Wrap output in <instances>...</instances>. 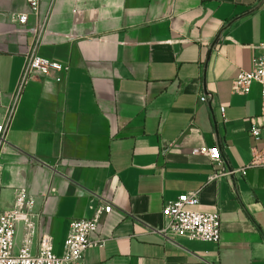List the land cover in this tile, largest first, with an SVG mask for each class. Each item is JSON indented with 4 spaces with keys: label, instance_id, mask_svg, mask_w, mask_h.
I'll list each match as a JSON object with an SVG mask.
<instances>
[{
    "label": "crops",
    "instance_id": "1",
    "mask_svg": "<svg viewBox=\"0 0 264 264\" xmlns=\"http://www.w3.org/2000/svg\"><path fill=\"white\" fill-rule=\"evenodd\" d=\"M22 14L29 0H0V124L37 41L39 57L70 70L37 76L21 98L1 152V209L27 190L61 255L71 223L111 203L96 236L107 246L85 264H264V168L211 180L197 153L218 146L222 172L253 159L261 89L232 87L263 53L264 0H40L39 16L12 21ZM194 192L196 211L221 215L218 245L162 233L165 203ZM26 236L20 224L16 250Z\"/></svg>",
    "mask_w": 264,
    "mask_h": 264
},
{
    "label": "built area",
    "instance_id": "2",
    "mask_svg": "<svg viewBox=\"0 0 264 264\" xmlns=\"http://www.w3.org/2000/svg\"><path fill=\"white\" fill-rule=\"evenodd\" d=\"M30 14L15 15L12 21L21 26L27 25L30 15H40V0H29ZM44 25L40 26L42 28ZM39 33V32H38ZM41 33V32H40ZM39 33V35H41ZM39 41L32 47L25 57V64L18 81L13 100L5 121L0 124V158L6 133L19 107L21 98L27 86L37 76L49 77L52 73L69 72L70 67L48 61L38 56ZM252 71H241L233 82V93L248 96L255 86L261 89L262 119H264V50L260 57L253 61ZM61 81V78H57ZM206 101L205 97L201 98ZM226 108L221 107L224 114ZM264 125L253 124L250 135L257 142L254 148L253 159L249 165L230 172L219 171L223 159L218 146L203 148L197 151L209 157L214 174L211 180L223 177H247L252 168H264V144L259 150L258 146L263 140ZM3 179L0 175V264H85L86 253L91 248H105L107 240L96 237L102 218L113 211L111 203H103L94 211L90 219L75 220L71 223L68 236L64 243L63 253L56 254L53 243L40 233L41 215L37 213L36 199L27 191H17L14 209L4 211L1 209V195ZM199 203V193L194 192L180 196L177 200L165 203L163 216L166 226L162 231L167 238H181L191 242L218 245L222 239V221L218 212L204 213L194 208ZM24 224L27 232L25 244L16 250V236L18 226ZM36 243L37 249L33 250Z\"/></svg>",
    "mask_w": 264,
    "mask_h": 264
}]
</instances>
